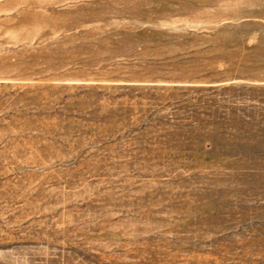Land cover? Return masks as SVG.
<instances>
[{
    "label": "rangeland",
    "instance_id": "rangeland-1",
    "mask_svg": "<svg viewBox=\"0 0 264 264\" xmlns=\"http://www.w3.org/2000/svg\"><path fill=\"white\" fill-rule=\"evenodd\" d=\"M0 264H264V0H0Z\"/></svg>",
    "mask_w": 264,
    "mask_h": 264
}]
</instances>
